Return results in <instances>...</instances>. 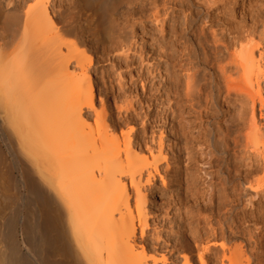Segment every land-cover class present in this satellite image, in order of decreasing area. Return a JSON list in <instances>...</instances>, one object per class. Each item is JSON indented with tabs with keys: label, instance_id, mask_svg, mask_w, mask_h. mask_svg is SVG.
<instances>
[{
	"label": "bare ground",
	"instance_id": "6f19581e",
	"mask_svg": "<svg viewBox=\"0 0 264 264\" xmlns=\"http://www.w3.org/2000/svg\"><path fill=\"white\" fill-rule=\"evenodd\" d=\"M231 1L72 0L64 8L60 0H0V264L21 253L35 264H264V202L251 211L245 205L264 199V132L255 110L264 105V41L225 61L252 31L208 38L194 28L208 19L206 10ZM79 17L106 59L122 57L133 68L137 60L142 81L158 72L150 57L165 60L167 93L197 109L199 122L191 127L188 113L174 111L171 118L183 120L173 142L153 127L143 144L133 134L138 114L128 116L135 102L126 98L113 105L125 121L111 128L109 90L98 107ZM138 25L155 34L138 41ZM205 64H212L207 73ZM222 94L248 105L249 124L236 135L201 125L208 109L219 114ZM200 143L211 158L212 173L201 171L210 184L187 194L186 236L172 239L171 227L162 236L149 228L160 199L153 184L157 177L166 188ZM143 184L153 186L151 198Z\"/></svg>",
	"mask_w": 264,
	"mask_h": 264
},
{
	"label": "rangeland",
	"instance_id": "374dc122",
	"mask_svg": "<svg viewBox=\"0 0 264 264\" xmlns=\"http://www.w3.org/2000/svg\"><path fill=\"white\" fill-rule=\"evenodd\" d=\"M71 1L72 0H60V4L64 8H71ZM125 9L126 8L123 9L122 7L119 9V11H123ZM206 13H208V19L205 22H199L194 28H196V30L202 29L208 38L212 32L215 34H220L222 31L228 29L235 32L233 37L243 35L246 31H248L247 29L252 31L251 37L243 41H237L236 45L230 49L229 54L223 57L225 61L229 59L230 54L237 53L240 48L244 47L246 44L249 46H254L259 43L260 39L264 41V0H234L225 6H218L216 8L211 7L206 10ZM76 25V28L78 29L77 32L86 42L88 49L90 48L89 54H92L91 74L95 82L96 104L98 107L100 105L99 103L104 97V94L106 93L105 90H109V93L107 92L109 95L108 112L113 119V121H109L111 128L114 126L116 121V124L124 123V114L122 113L119 116L116 106L124 105L123 100L126 98L130 101L133 100L136 103L133 104L134 111H130L128 116H132L136 113L138 114V117L136 118L137 123L135 122L134 125L132 124L134 127L133 134L139 138L141 137L140 139L143 144L144 142H150V129L153 127H156L157 132L158 129H162L164 131V139L168 144L173 142V135L176 130H179V126L182 125L181 122L183 120L182 119L179 121L178 119H172L171 113L174 111L183 115L188 113L189 122L192 124L191 127L194 126L195 123L199 122L194 116L195 112L198 111L197 109L192 108L185 101L175 102L174 99L167 93L169 87H166L167 82L163 77L165 74L164 71H168V66L165 64V60L163 62L159 61L156 59V54L153 55L154 57H150L147 65L152 64L157 66L158 72L155 73V77L151 76L148 79L142 81L141 77H138L137 75L139 71L138 65L136 64L137 60L134 62L133 68L132 66L126 67V62L129 63L130 61H126L122 57L117 58L116 56L111 55L108 57V59H106L104 51L98 48L95 36L91 35L89 32L88 20H86L85 17H79L76 19ZM148 25H150V23H148ZM136 31L138 32V41L142 42L148 41L155 34L154 30L146 35L141 33L143 29L139 25L136 27ZM142 36L143 39L140 40ZM261 48L264 51V44L260 46V49ZM211 65L212 64H205L203 66V69L206 73L209 71ZM143 74L145 76L146 72L144 71ZM180 84L184 88L185 81L183 78L180 80ZM119 85H122L121 90H119ZM143 93L147 95L144 96ZM114 103L116 106H113L115 105ZM219 108L217 109V111H220L219 114H216V111L213 109H208L206 116L203 118V120H200L203 128L207 127L208 122H212L216 126L233 133L236 131L237 127L238 129H242V127L245 128L249 124L247 118V104H244L240 101H231L225 96V94H222L219 99ZM255 110L256 119L258 122H261L260 124L262 125V132H264V105L261 107L260 104L257 103ZM151 115L155 116L156 119L151 118ZM142 122H145L147 125L145 131L141 126ZM128 127H131V124ZM172 127L174 128L173 130H171ZM246 130L243 131V134L244 132H247ZM236 133L233 134L236 135ZM237 153L239 154L238 151ZM208 154V149L201 143L192 144L188 148L187 154L182 156V160H184V162L180 168L181 170L170 173V176H168L166 179V188L160 186V181L156 177V181L154 182L153 186L158 192L157 197L160 199L157 203H155L156 206L152 209V211L155 209L158 211L155 210V214L152 217L153 219L149 220L150 230H152V228L156 231L160 230V232L162 231V236H164L166 234L168 235L167 227H171L172 239L177 238L179 235H183V238L186 236L184 231H186L187 226V194L190 190L195 189L198 194H201L209 186L210 178L204 177L205 173L201 172L202 170H206L207 173L211 174L213 171V168L211 167V158L207 156ZM236 158L238 159L235 161V164L238 166L245 162L242 160V158H240V155H238ZM247 162H249V160ZM164 166L165 165L162 164L161 168ZM201 178L203 179L200 180ZM203 180H205V182ZM143 186V188L147 190V197L150 196L149 198H151V193L153 192L151 188L153 186L149 187L145 184H143ZM261 201L264 202V199H259L258 197L248 199L245 204L246 210L251 211L254 208H257L259 202ZM163 209L165 211L167 210L166 212L168 213V216L165 215L166 212ZM203 213L204 215L208 214L206 211H203Z\"/></svg>",
	"mask_w": 264,
	"mask_h": 264
},
{
	"label": "snow or ice",
	"instance_id": "6c2138e0",
	"mask_svg": "<svg viewBox=\"0 0 264 264\" xmlns=\"http://www.w3.org/2000/svg\"><path fill=\"white\" fill-rule=\"evenodd\" d=\"M13 264H35V262L30 261V260L24 258V254L21 253V258L20 259H17V260H14L13 261Z\"/></svg>",
	"mask_w": 264,
	"mask_h": 264
}]
</instances>
